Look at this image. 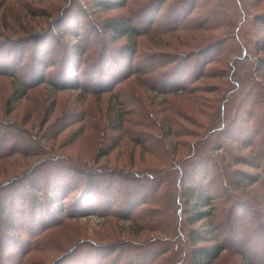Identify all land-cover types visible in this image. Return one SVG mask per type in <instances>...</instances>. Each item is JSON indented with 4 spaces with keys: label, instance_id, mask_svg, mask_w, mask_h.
I'll return each instance as SVG.
<instances>
[{
    "label": "trees",
    "instance_id": "16d2710c",
    "mask_svg": "<svg viewBox=\"0 0 264 264\" xmlns=\"http://www.w3.org/2000/svg\"><path fill=\"white\" fill-rule=\"evenodd\" d=\"M84 1L0 0V264H264V0ZM38 89L41 135L5 120ZM70 126L87 153L46 147Z\"/></svg>",
    "mask_w": 264,
    "mask_h": 264
},
{
    "label": "rangeland",
    "instance_id": "374dc122",
    "mask_svg": "<svg viewBox=\"0 0 264 264\" xmlns=\"http://www.w3.org/2000/svg\"><path fill=\"white\" fill-rule=\"evenodd\" d=\"M5 3H8L11 5V9H13V11L16 13L17 11H20L21 9V5H31V7L33 9H37V10H44V12H46L47 14L56 16L59 14V11L63 8L67 6V1L68 0H20V1H16V0H4ZM16 1V2H15ZM74 2L79 3V0H74ZM81 4H85L86 8H87V12H89L90 14H93L94 12H96V10L91 9L92 7L90 6V3H86L84 0H80ZM89 2V1H88ZM4 7L0 8V24L2 25L3 23V17L2 14L4 13ZM72 11V10H71ZM119 11L122 10H118L115 12H107V13H98L97 15H93V18H96V16H101V17H112L117 15L118 13H120ZM69 16L75 17V12L72 11L70 13ZM74 19V18H73ZM5 23H7L8 25H15V23L10 19L9 16L5 17ZM1 25H0V29H1ZM15 27L17 28V26L15 25ZM8 32V31H7ZM218 68V67H216ZM208 86L210 88H213L214 86H216L218 84V80L217 79H213L211 81L207 82ZM127 85H131V84H127ZM133 86V85H132ZM126 88L128 86H125ZM128 90L131 88H127ZM41 89H38L34 92L31 93V98L29 97L27 100H23L20 102L19 106L15 109V111H13L7 118H5V120H13L15 119V121H17V123L21 124L23 127H25L28 131L31 132V134H37L35 131H39V135H41L42 133H44L46 131V127L48 126V124H50L51 121L54 120V118H50L49 122H47L42 129L39 130V127L44 123V113L45 112H41L40 115H35L34 112L35 110H38L39 106L38 101H33V99H37L38 97V93ZM131 91V90H130ZM10 93V82L8 79H4V78H0V112H3V104L5 102V99L7 97V95ZM140 94H138V96H145L143 95L144 91H140ZM76 93H69L66 92L62 95H59L57 97V108L55 109V116L57 117L60 115V111H66L67 113V109H69L71 107V95H75ZM207 98H211L213 95L212 94H208L205 95ZM186 98H183V101L185 102ZM41 100V99H40ZM105 100L106 98L102 99V106L105 105ZM181 98L175 99V101L177 102L176 108H181L182 109V105L180 102ZM47 104V103H46ZM46 104H43V108H45ZM70 113V112H68ZM24 116V118H23ZM24 120V121H23ZM23 122V124H22ZM77 126L73 127L70 126L69 128H67L65 131H63L55 140V144H51V141L49 143H46L47 146L46 147H53V149H56V151L60 150V152L65 153V154H74L79 152L80 154H85L87 153V151H89V141L86 138H76L73 139L72 141V137L70 136V131L74 128H76ZM193 128V127H192ZM50 135V134H48ZM12 142H7L8 145H10ZM18 145H20V143H17ZM24 146V144H22V147ZM28 146V145H27ZM36 148L32 149L31 151L26 152L25 154L27 156L24 155V157L22 155H13L12 158L15 159H22L24 163H28V165L32 164L33 160L35 159V157H30V155L32 154L33 150H35ZM56 151L53 150L54 153H57ZM115 152L112 153L109 156V163H113V159L115 157ZM4 167L3 161H0V170ZM1 174V171H0ZM53 191H50L47 193V197L51 198L54 194ZM77 199L78 198H82L84 199L86 197V194L84 192V190L82 191H78L76 193ZM54 200V199H53ZM61 203V202H60ZM52 209L56 210L54 208V205L52 204ZM23 218L26 220V217L23 216ZM77 226H79L81 229H84V231L86 233L91 234L92 232H94L95 230L98 229H102L103 227H101L100 225H102L103 223V219H98L96 217L93 216H82L77 222ZM67 231H70V228L67 229ZM53 234H58L59 232H63L62 229H57L55 231H52ZM14 233V232H12ZM19 236V238H24L28 240L27 234L24 233V231L22 230H18L17 231V235ZM42 241V240H40ZM46 242L42 241L40 244L41 245H45ZM59 251V250H58ZM58 252H53L51 254L49 253H44V252H40L38 254L35 255L36 258H38L42 263H46V257H50L52 255H56ZM8 257H12L10 254H8ZM233 261V259H229V257L224 256L223 258H220L218 261L215 262V264H231V262ZM26 264H30L29 261H26ZM73 264V263H71Z\"/></svg>",
    "mask_w": 264,
    "mask_h": 264
}]
</instances>
